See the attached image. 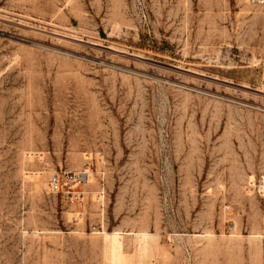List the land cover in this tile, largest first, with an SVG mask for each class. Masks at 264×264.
Segmentation results:
<instances>
[{"label":"rangeland","instance_id":"1","mask_svg":"<svg viewBox=\"0 0 264 264\" xmlns=\"http://www.w3.org/2000/svg\"><path fill=\"white\" fill-rule=\"evenodd\" d=\"M262 185L257 8L0 0V264H264Z\"/></svg>","mask_w":264,"mask_h":264},{"label":"built area","instance_id":"2","mask_svg":"<svg viewBox=\"0 0 264 264\" xmlns=\"http://www.w3.org/2000/svg\"><path fill=\"white\" fill-rule=\"evenodd\" d=\"M250 5L257 8L259 11L264 13V0H245ZM72 177L77 183H83L86 178V172H79L77 174H66L61 176L58 173H54L51 175L49 179V187L55 193H61L63 196L67 198H71L72 201H75L79 197H81V191L79 190H71V182ZM264 185L261 186L263 188Z\"/></svg>","mask_w":264,"mask_h":264},{"label":"bare ground","instance_id":"3","mask_svg":"<svg viewBox=\"0 0 264 264\" xmlns=\"http://www.w3.org/2000/svg\"><path fill=\"white\" fill-rule=\"evenodd\" d=\"M118 239H117V236L116 235H113L112 236V243H113V245L115 246L116 244H118Z\"/></svg>","mask_w":264,"mask_h":264}]
</instances>
